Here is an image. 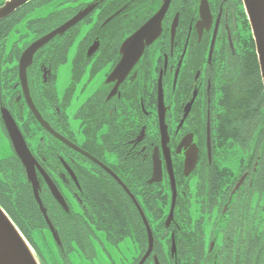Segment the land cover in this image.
I'll return each mask as SVG.
<instances>
[{"label":"flooded vegetation","instance_id":"flooded-vegetation-1","mask_svg":"<svg viewBox=\"0 0 264 264\" xmlns=\"http://www.w3.org/2000/svg\"><path fill=\"white\" fill-rule=\"evenodd\" d=\"M64 26L25 89V52ZM0 204L64 264H264V85L244 1L29 0L1 19Z\"/></svg>","mask_w":264,"mask_h":264},{"label":"water","instance_id":"water-1","mask_svg":"<svg viewBox=\"0 0 264 264\" xmlns=\"http://www.w3.org/2000/svg\"><path fill=\"white\" fill-rule=\"evenodd\" d=\"M29 0H9L5 3L4 6L0 7V20L11 15L18 8L23 6ZM245 9L251 23V27L254 34V39L256 43V51L259 60L260 72L262 77V82L264 85V0H243ZM86 14L84 12L79 17L71 22V24L76 23L81 20ZM68 26V25H67ZM65 26L59 30H55L50 33L48 36H45L33 44L24 54L22 58V76H23V85L25 89L27 88V64L30 62L33 53L35 50L40 48L46 42H48L54 35L60 33L64 30ZM145 29L139 30L133 38H139L143 36ZM132 59H126V64L131 63ZM124 68V67H123ZM13 138L15 139L16 144L18 145L17 137L14 134V131L11 129ZM24 162L28 164V157L22 156ZM30 175L31 172L29 171ZM174 184V178L172 177ZM40 201V200H39ZM151 235V234H150ZM55 240L59 245H61V239L58 234L55 233ZM152 242V235H151ZM152 246V243H151ZM151 250V249H150ZM150 254V251L147 253L146 257ZM0 264H41L37 254L20 231L18 226L5 211V209L0 204Z\"/></svg>","mask_w":264,"mask_h":264},{"label":"rangeland","instance_id":"rangeland-1","mask_svg":"<svg viewBox=\"0 0 264 264\" xmlns=\"http://www.w3.org/2000/svg\"><path fill=\"white\" fill-rule=\"evenodd\" d=\"M47 240H49V242L48 241L45 242L42 239H36V249L39 254H37L34 247L31 245V243H29L33 248V250L35 251V253L37 254L39 260L41 261V264H64L61 259V256L53 248L50 239L47 238ZM39 256H41V259ZM71 258H73V261L75 263H78L82 260V258H80L78 255L75 256L72 255Z\"/></svg>","mask_w":264,"mask_h":264},{"label":"trees","instance_id":"trees-1","mask_svg":"<svg viewBox=\"0 0 264 264\" xmlns=\"http://www.w3.org/2000/svg\"><path fill=\"white\" fill-rule=\"evenodd\" d=\"M9 216L12 218V220L15 222V224L18 226V228L21 230L25 238L31 243V245L36 250L37 254L38 251L36 249V239H42L43 241L47 242V238L45 236H42L40 233H38L37 227L39 225L36 221H25L22 219H19L14 212L7 211ZM41 259V256H39Z\"/></svg>","mask_w":264,"mask_h":264}]
</instances>
